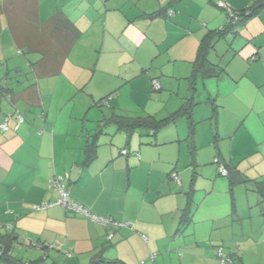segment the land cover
Wrapping results in <instances>:
<instances>
[{
  "label": "crops",
  "instance_id": "1",
  "mask_svg": "<svg viewBox=\"0 0 264 264\" xmlns=\"http://www.w3.org/2000/svg\"><path fill=\"white\" fill-rule=\"evenodd\" d=\"M220 1L254 0H0L2 234L46 246L41 264H218V247L231 264H264V9L222 36ZM207 35L214 76L194 72ZM188 101L193 125L109 121L165 119ZM215 159L244 181L232 186ZM54 177L117 223L37 208L60 196Z\"/></svg>",
  "mask_w": 264,
  "mask_h": 264
},
{
  "label": "trees",
  "instance_id": "2",
  "mask_svg": "<svg viewBox=\"0 0 264 264\" xmlns=\"http://www.w3.org/2000/svg\"><path fill=\"white\" fill-rule=\"evenodd\" d=\"M218 5H219V2H218ZM229 6L232 9L233 13L236 15V18L234 17L230 19L229 12L227 11V9L222 7L227 13L228 20L219 29L218 35L223 36L225 32L234 33L235 29L239 27L242 23L258 15L259 12L262 9H264V0H254L248 7H246L245 9H240V10L234 9L230 4ZM169 11H173V10L172 9L167 10V14ZM55 18L61 22L66 23L68 26H70L74 30V26L71 23V21L67 19L66 17H64L62 14L56 15ZM211 46H212V43L210 40V36L207 35L202 40L199 46L196 59L194 61L195 74H197L198 72H201V74L204 76H214L217 74V68H218L217 65L212 64L207 57ZM192 106H193L192 102L188 101L186 106H182L180 110H178L176 113L172 114L168 118L161 119V120H156L155 118L151 116L146 117V118H132V117H124V116L115 115L111 117L109 121L116 123L119 126V128L126 129L127 131H132L137 128H150L153 130H158L159 128H161L162 126L170 122H175L176 119L181 116H186L189 119L190 124L193 125V120L191 118L192 117L191 116ZM218 163H221V162L218 161ZM228 176L230 177L232 186H235L236 184L244 181L243 175L239 171L235 172L233 169H228ZM16 242H17V239L13 234H10V233L2 234L0 232V264H37L39 262L41 263V262L47 261V258H48L47 255L40 257L38 259H35V260H30V261H22L21 259H16L11 254L12 247L14 244H16ZM41 247L42 249L47 248L46 246H43V245H41ZM219 249L222 251L224 255L223 248L218 247L217 250ZM226 257H229V256H226ZM98 263H99V260H98ZM98 263L96 262V264ZM47 264H59V263L57 261H53Z\"/></svg>",
  "mask_w": 264,
  "mask_h": 264
},
{
  "label": "built area",
  "instance_id": "3",
  "mask_svg": "<svg viewBox=\"0 0 264 264\" xmlns=\"http://www.w3.org/2000/svg\"><path fill=\"white\" fill-rule=\"evenodd\" d=\"M219 6L223 7L225 9H227V11L229 12V18H236V15L233 13L232 9L230 8L229 4L225 1H220L219 2ZM168 14L170 16H174V11H169ZM153 87L155 89H159V82L157 80H153L152 81ZM111 99V97L105 98L103 99L101 102L102 104L106 105L109 103V100ZM16 117L19 123H23L25 121V117L21 114V113H16ZM8 120L9 118H5V120L2 122L1 124V129L2 130H7L9 128L8 125ZM123 154L127 153V150L124 149L122 151ZM216 162L218 163V159H215ZM219 164V173L221 175L227 176L228 175V169L226 166H224L222 163H218ZM171 178L173 180H175L177 183H180V178L177 172H173L171 173ZM62 178L61 177H54L50 180L49 184L50 186H56L59 188L60 190V196L54 200V201H47V202H42L40 205H35L37 208H47V207H51L54 205H61L63 206L66 210L71 211L73 213L76 214H81L84 215L85 217L91 218L96 222H100L103 224H112V223H117L115 221H113L112 219L109 218H105V217H100L97 216L95 214H92L90 211H88L82 204H80L79 202H77L76 200L72 199L69 195V191L67 189V186L65 184L61 183ZM120 225L122 226H128L129 223H121ZM32 246L35 247H41L37 242H31L30 243ZM217 255L219 258V263L218 264H231L233 262L232 258L226 257L223 255L222 251L219 249L217 250Z\"/></svg>",
  "mask_w": 264,
  "mask_h": 264
},
{
  "label": "rangeland",
  "instance_id": "4",
  "mask_svg": "<svg viewBox=\"0 0 264 264\" xmlns=\"http://www.w3.org/2000/svg\"><path fill=\"white\" fill-rule=\"evenodd\" d=\"M22 51H23V54H21V56L23 57V59H24V61H20V62H22V64L23 65H20V64H18V65H16V67H18V66H21V67H27L28 66V58H29V56H31V53H28V51H26V50H24V49H21ZM22 53V52H21ZM10 63L11 62H15V61H9ZM12 64V63H11ZM16 67H12L11 65L9 66V68H16ZM164 114V113H163ZM163 116V115H162ZM158 118H161L160 117V115H159V117ZM180 121H184V122H186V119L185 118H181L180 119ZM176 127L175 128H177L178 129V124H174ZM181 127H184V128H187V123H183V125H181ZM179 130V129H178ZM145 131V130H144ZM143 131V133H148V134H150V132L149 131H146V132H144ZM161 131H164V128L163 129H161ZM160 131V133H161V136H164V132H161ZM176 134V136H178V132L177 133H175ZM187 134H188V129H186L185 130V136H187ZM158 136L159 135H157V136H143V138H147V139H152V140H155L156 139V137L158 138ZM186 147H187V143H186ZM188 148V149H187ZM186 149L189 151V146L187 147ZM164 150V149H163ZM185 151V150H184ZM187 156V155H186ZM184 164V160L182 161V165ZM213 165H215V163L213 164ZM218 168H219V165H218ZM185 170V169H184ZM178 173V172H177ZM179 178H180V180L182 179V177H181V175H180V172H179ZM37 249V247H34V246H30V245H28L27 243H26V245L25 244H19V243H16L14 246H13V250H12V252H13V254H14V256L15 257H18V258H23V259H25V260H35V259H38L39 258V255L37 254V253H34L33 251L34 250H36ZM37 264H41L40 262L39 263H37Z\"/></svg>",
  "mask_w": 264,
  "mask_h": 264
}]
</instances>
